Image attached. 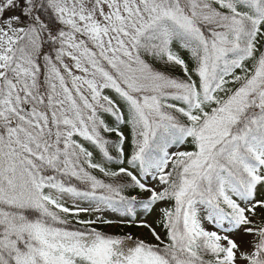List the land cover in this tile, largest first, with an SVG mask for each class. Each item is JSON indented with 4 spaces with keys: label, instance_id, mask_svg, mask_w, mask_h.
I'll use <instances>...</instances> for the list:
<instances>
[{
    "label": "snow or ice",
    "instance_id": "1",
    "mask_svg": "<svg viewBox=\"0 0 264 264\" xmlns=\"http://www.w3.org/2000/svg\"><path fill=\"white\" fill-rule=\"evenodd\" d=\"M0 264H264V0H0Z\"/></svg>",
    "mask_w": 264,
    "mask_h": 264
}]
</instances>
